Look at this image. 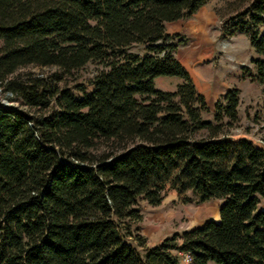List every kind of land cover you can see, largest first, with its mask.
I'll return each instance as SVG.
<instances>
[{"label": "trees", "instance_id": "obj_1", "mask_svg": "<svg viewBox=\"0 0 264 264\" xmlns=\"http://www.w3.org/2000/svg\"><path fill=\"white\" fill-rule=\"evenodd\" d=\"M211 1L0 0V88L20 104L0 102V264H264V148L227 136L240 90L205 120L166 32ZM223 1L221 38L247 35L244 76L264 86V0ZM161 77L182 84L162 91ZM169 191L223 201L220 218L149 247L139 202Z\"/></svg>", "mask_w": 264, "mask_h": 264}, {"label": "rangeland", "instance_id": "obj_2", "mask_svg": "<svg viewBox=\"0 0 264 264\" xmlns=\"http://www.w3.org/2000/svg\"><path fill=\"white\" fill-rule=\"evenodd\" d=\"M207 9L213 11L219 18L212 29L214 37H217L218 41L222 42L224 48L230 44L229 42L233 41L236 52L240 54V60L245 62L243 65L249 67L250 74H255V66L252 64V60L257 56L250 46L247 35L238 34L236 37L228 40L221 38L222 19L218 15V12L227 17L232 14L234 8L227 1L212 0L207 5ZM55 70V68L41 69L29 67L25 71L47 76ZM94 71L95 67L90 65L80 72L78 79L75 80V77L67 79L69 87L74 88L76 85L87 84L89 79L92 78ZM242 72H244V69H242ZM160 86L170 90H176L177 88L176 80H163ZM240 86L243 90L242 95H240V122L236 127L227 129V136L233 139L246 138L255 146L264 148V86L252 82L249 78L248 82H241ZM88 90H91V88L88 87ZM1 91L2 89L0 88V102L5 107L20 106L18 102L13 101L12 97L3 96ZM204 119L214 121L215 109L205 114ZM188 197L191 201L184 203L179 198H176V192L169 191L165 206L157 208L149 206L145 201H140L139 208L144 215L145 225L148 227L146 232L152 237L158 234L161 237H171L175 234H182L194 227L200 228L205 225L208 219L217 214L219 209L218 201L198 204L196 197L192 193H189ZM260 208L264 209V200ZM145 225L143 224V226ZM153 228H156L155 233H152Z\"/></svg>", "mask_w": 264, "mask_h": 264}, {"label": "crops", "instance_id": "obj_3", "mask_svg": "<svg viewBox=\"0 0 264 264\" xmlns=\"http://www.w3.org/2000/svg\"><path fill=\"white\" fill-rule=\"evenodd\" d=\"M218 19V16L207 9L206 5L191 19L180 20L166 25L168 35H180L178 39L180 44L175 57L191 75L197 90L205 97L210 111L215 109L216 104L229 91L237 88L242 95L241 82H248V78L242 72V69L248 66L243 65L245 62L240 60V54L236 52L233 41L229 42L230 44L224 48L222 42H219L217 37H214L212 29ZM163 80H176L177 87L182 84V80L179 78H158L156 80L157 88L166 92H174L176 90L161 87L160 84ZM176 198H179L177 194ZM217 201L219 202L218 212L214 217L208 219L206 223L210 220H219L220 207L223 201L216 200L211 202ZM165 202L166 199L159 207L165 206ZM147 228L146 225L143 227V234L148 239L149 247H155L165 239L170 238V236L161 237L159 234L152 237L146 232ZM195 228L197 227L193 229ZM155 231L156 228H153L152 233H155Z\"/></svg>", "mask_w": 264, "mask_h": 264}, {"label": "built area", "instance_id": "obj_4", "mask_svg": "<svg viewBox=\"0 0 264 264\" xmlns=\"http://www.w3.org/2000/svg\"><path fill=\"white\" fill-rule=\"evenodd\" d=\"M184 262L185 264H190L191 263V258L188 255L184 256Z\"/></svg>", "mask_w": 264, "mask_h": 264}]
</instances>
